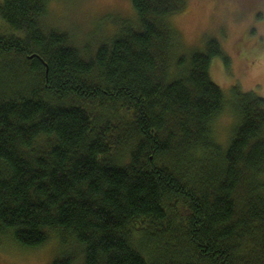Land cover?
Instances as JSON below:
<instances>
[{
  "label": "trees",
  "instance_id": "obj_1",
  "mask_svg": "<svg viewBox=\"0 0 264 264\" xmlns=\"http://www.w3.org/2000/svg\"><path fill=\"white\" fill-rule=\"evenodd\" d=\"M51 1L0 2V234L70 238L81 264H264V97L212 80L216 39L181 49L187 0H130L87 53Z\"/></svg>",
  "mask_w": 264,
  "mask_h": 264
},
{
  "label": "rangeland",
  "instance_id": "obj_2",
  "mask_svg": "<svg viewBox=\"0 0 264 264\" xmlns=\"http://www.w3.org/2000/svg\"><path fill=\"white\" fill-rule=\"evenodd\" d=\"M130 18H134L130 0H52L42 24L67 33L71 44L87 53L113 37ZM170 22L186 54L204 49L209 38L220 43L229 64L226 67L215 56L209 74L226 93L237 84L242 91L264 97V0H187L186 8ZM231 124L229 112L215 121L220 142L228 139ZM67 252L73 253L74 264L82 263L81 251L70 238L52 236L41 246L26 247L10 232L0 234V264H52Z\"/></svg>",
  "mask_w": 264,
  "mask_h": 264
}]
</instances>
